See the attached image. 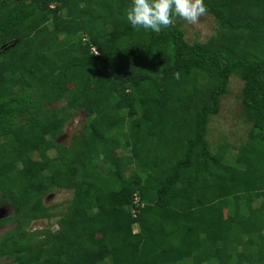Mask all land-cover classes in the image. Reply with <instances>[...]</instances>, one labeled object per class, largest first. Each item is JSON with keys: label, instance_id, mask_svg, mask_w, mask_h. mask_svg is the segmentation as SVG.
<instances>
[{"label": "trees", "instance_id": "16d2710c", "mask_svg": "<svg viewBox=\"0 0 264 264\" xmlns=\"http://www.w3.org/2000/svg\"><path fill=\"white\" fill-rule=\"evenodd\" d=\"M129 3L0 0V264H264V0H205L204 42ZM232 75L251 127L228 160L207 134ZM53 188L57 229L28 231Z\"/></svg>", "mask_w": 264, "mask_h": 264}, {"label": "rangeland", "instance_id": "374dc122", "mask_svg": "<svg viewBox=\"0 0 264 264\" xmlns=\"http://www.w3.org/2000/svg\"><path fill=\"white\" fill-rule=\"evenodd\" d=\"M184 33L185 38L193 42L206 41L212 36L217 24L214 16L206 13L199 18L195 25L185 22L183 19L177 17ZM243 81L237 75H232L228 84V92L221 97L220 111L217 115L211 116L208 123L207 139L211 149L214 151L222 144L227 145L229 150L226 157L228 160H233L237 147L244 143L247 139V133L251 127V122L244 118L241 103H240V89ZM86 116L82 111H75L68 121L64 124V132L60 136V141L68 144L70 138L78 133L82 128ZM72 190L64 188H53L44 196V203L48 206V212L41 216L30 220L26 226L28 231L45 232L47 230H56V220L66 211L67 200L71 197ZM12 209L9 206L0 207V215H12ZM10 222L0 225V235L11 227ZM137 229V226H135Z\"/></svg>", "mask_w": 264, "mask_h": 264}, {"label": "clouds", "instance_id": "9594fccd", "mask_svg": "<svg viewBox=\"0 0 264 264\" xmlns=\"http://www.w3.org/2000/svg\"><path fill=\"white\" fill-rule=\"evenodd\" d=\"M205 0H130L124 18L134 28L159 33L167 28L173 17L195 25L205 15ZM179 78V73H174Z\"/></svg>", "mask_w": 264, "mask_h": 264}, {"label": "built area", "instance_id": "2783aa9c", "mask_svg": "<svg viewBox=\"0 0 264 264\" xmlns=\"http://www.w3.org/2000/svg\"><path fill=\"white\" fill-rule=\"evenodd\" d=\"M91 49H92V51H93L94 53H96V54L99 53L98 50H97V48H96L94 45L91 46ZM132 202H133V205H134V206H133V208H132L131 211H132L133 215H136V212H137V205L142 204V203H140L138 193H135V194H134V197H133Z\"/></svg>", "mask_w": 264, "mask_h": 264}, {"label": "water", "instance_id": "95a60500", "mask_svg": "<svg viewBox=\"0 0 264 264\" xmlns=\"http://www.w3.org/2000/svg\"><path fill=\"white\" fill-rule=\"evenodd\" d=\"M0 217H2V215H0Z\"/></svg>", "mask_w": 264, "mask_h": 264}]
</instances>
